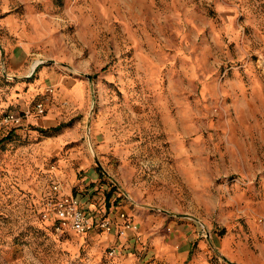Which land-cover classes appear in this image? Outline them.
<instances>
[{
    "label": "rangeland",
    "instance_id": "1",
    "mask_svg": "<svg viewBox=\"0 0 264 264\" xmlns=\"http://www.w3.org/2000/svg\"><path fill=\"white\" fill-rule=\"evenodd\" d=\"M85 156L88 202L186 224L188 255L56 234ZM0 264H264V0H0Z\"/></svg>",
    "mask_w": 264,
    "mask_h": 264
},
{
    "label": "crops",
    "instance_id": "2",
    "mask_svg": "<svg viewBox=\"0 0 264 264\" xmlns=\"http://www.w3.org/2000/svg\"><path fill=\"white\" fill-rule=\"evenodd\" d=\"M45 74H47L45 70L40 71L41 77ZM47 75H49V73ZM82 167L86 169L85 176H83L82 180H79V183H82V187L79 188L76 195L80 199L81 207L86 212L91 214L93 217L98 216L99 214H103L112 219L115 224V228L112 232L118 236L121 234L119 236L120 239H122L121 237L133 238L137 226L143 237L151 241L150 244L152 245L154 251L158 252L159 255L170 258L167 259L168 261L172 260L173 262H176L177 259H182L184 256L186 257L188 255L189 252L185 251V248H183L182 250L177 248L179 245L183 246L188 243L189 249L190 242L186 241L187 237L189 235L191 239L194 238L192 230L186 228V224H179L174 219L169 218V215L167 214L162 215L161 217H156L154 214L143 210V206L136 205L129 211V204H131L132 202L130 201V203H126V201H123L122 203L126 207L123 210L127 212L128 219L132 224V229H124L123 220L114 214V202L111 206H107L106 199L100 200L99 203H93L91 201L88 202L93 196L94 191H102L103 189H105V187H103L100 173H98L97 170L92 167V164L90 160L87 159V156H85L83 160ZM68 180L71 181L72 185L75 183V180L73 181V178H68ZM91 182L94 183L93 186L91 185L92 187L90 186ZM100 193L102 194V192H99V194ZM168 228L169 231H167ZM171 228H173V231H171ZM132 238L131 240L134 241Z\"/></svg>",
    "mask_w": 264,
    "mask_h": 264
},
{
    "label": "built area",
    "instance_id": "3",
    "mask_svg": "<svg viewBox=\"0 0 264 264\" xmlns=\"http://www.w3.org/2000/svg\"><path fill=\"white\" fill-rule=\"evenodd\" d=\"M38 113H44L45 106L43 103L36 104ZM21 115L16 113H7L3 121L6 123H20ZM53 195L47 198L44 217L52 221V228L56 234H66L74 232L84 234L91 230L112 232L115 224L109 217L99 214L92 216L86 212L80 205V199L77 195L66 193L60 184H54L52 187ZM120 219L123 220V228L129 229L131 221L127 214L120 213ZM115 249L112 248L110 253L113 254Z\"/></svg>",
    "mask_w": 264,
    "mask_h": 264
}]
</instances>
